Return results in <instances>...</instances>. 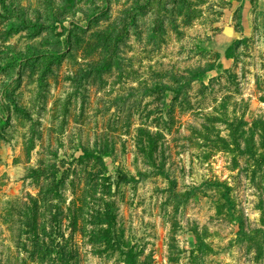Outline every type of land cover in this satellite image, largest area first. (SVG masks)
Instances as JSON below:
<instances>
[{
    "label": "rangeland",
    "instance_id": "rangeland-1",
    "mask_svg": "<svg viewBox=\"0 0 264 264\" xmlns=\"http://www.w3.org/2000/svg\"><path fill=\"white\" fill-rule=\"evenodd\" d=\"M263 139L264 0H0V264H264Z\"/></svg>",
    "mask_w": 264,
    "mask_h": 264
},
{
    "label": "trees",
    "instance_id": "trees-1",
    "mask_svg": "<svg viewBox=\"0 0 264 264\" xmlns=\"http://www.w3.org/2000/svg\"><path fill=\"white\" fill-rule=\"evenodd\" d=\"M238 42H235L234 43V45H236ZM234 47V46H233ZM233 47H231L230 49H228V51H227V53L229 54V58H232V54H231V52H232V50H233ZM203 73H199V74H197L195 77H197V78H203ZM236 136H234V138H235ZM263 142H264V139H263ZM234 146H238L237 145V143H235V145ZM98 158L97 159H101L102 161H104L103 160V157L102 156H97ZM125 180V178L124 177H121V181H124Z\"/></svg>",
    "mask_w": 264,
    "mask_h": 264
}]
</instances>
